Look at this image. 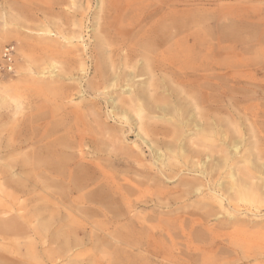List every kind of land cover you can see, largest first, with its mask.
I'll use <instances>...</instances> for the list:
<instances>
[{
  "label": "rangeland",
  "instance_id": "rangeland-1",
  "mask_svg": "<svg viewBox=\"0 0 264 264\" xmlns=\"http://www.w3.org/2000/svg\"><path fill=\"white\" fill-rule=\"evenodd\" d=\"M157 23L173 24L169 29L172 35L168 47L170 65L165 71L153 72L158 94L149 93L154 102L145 96L141 104L146 111H155L149 118L158 131L176 135L185 145L183 153L157 146L159 159L149 149L157 147L151 143L147 147L137 137V119L132 114L130 117L134 121L119 112L114 113L107 105L110 106L112 99L115 101L112 104L120 107L130 99L125 85L132 84L127 79L134 71L126 69L125 81L103 91L111 96L110 99L107 97V103L102 91L100 93L90 85L93 79L90 59L96 37L106 38L108 48L116 51L114 64L129 62L131 65L136 60L139 67L142 60L138 56L130 58V47L146 40L149 37L146 32ZM43 25L49 26L51 34L38 30ZM7 47L11 51V70L5 68L2 56ZM162 50L157 53L160 63ZM193 67L198 70L189 73L192 75L188 78L190 85L179 84L175 82L178 79L171 77L181 73L182 69ZM138 74L133 80L134 87L143 82L148 86L149 77ZM162 77L169 80L172 96H165ZM47 85L56 89L60 96L41 87ZM191 85L195 89L187 96L203 98L201 113L207 118L208 115L215 118L219 125L196 131L194 125L183 129L172 123L171 118L190 119L195 114L190 98L185 99L181 94L184 87L191 88ZM162 92L171 106L169 113L159 110L165 107L160 96ZM0 97L4 99L0 103V182L19 180L23 192L31 194L32 188L28 184L43 181L33 176L36 162L31 156L54 141L46 138L37 142L40 134L49 127L53 112L56 120L62 117L65 126L72 122L75 127L73 140L70 138L74 150L63 152L70 161L74 158L68 168L74 169L75 173L81 168L79 164H86L84 174L93 177L80 193H68L63 201L70 204L66 205L67 209L58 210L66 217L64 221L72 218L69 226L77 231L76 240L79 239L80 245L68 253L70 261L63 258L57 264H127L116 258L114 248L106 244L112 242L103 240L102 243L101 232H125L122 226L129 222L141 228L142 221L149 229L133 249L134 253L144 256L137 264H264V208L254 212L255 215L253 211L247 212L243 208L247 204L233 193L240 197L237 189L243 186L240 176L245 158L252 164L250 182L257 188L264 184V174L258 173L264 167V158L257 157L264 153V0H0ZM122 106L123 110L127 107ZM83 128L93 133L85 132L80 141L77 134ZM61 132L55 137L66 135ZM216 132L221 138L215 135ZM158 138L165 143L170 141V138ZM229 138L233 146H237L235 153L231 151L234 179L226 178L228 163L223 165L219 152L223 145L229 146ZM101 141L109 146H99ZM112 146H123L135 152L119 156L120 153L112 151ZM192 146L205 152L193 157L188 151V147L194 149ZM211 153L212 157L209 156ZM190 163L195 166L192 170ZM199 165L203 169H196ZM216 165L215 179L209 180L204 173L200 174V170L210 172V166ZM96 167H103L115 177L102 178ZM176 167L181 168L176 171ZM68 181L60 182L63 190H68ZM217 186L226 192L217 191L220 189ZM12 192L9 188L0 192V211L10 208L3 196ZM80 195L94 199L107 197V203H104L109 209L94 201L81 204ZM226 195L237 198L238 213L226 205ZM20 196L22 200L25 197ZM255 198L264 201V188L255 193ZM217 201L221 203L215 204ZM206 205L210 208L207 211ZM102 212L109 214L108 218L114 213L119 214L118 223L105 222L104 218L99 228H93L94 222L100 223L103 219ZM46 239L36 236L23 243L17 235L0 234V255L4 256L0 264H17L16 260L21 264H48L45 263L46 253L54 245L49 246L44 242Z\"/></svg>",
  "mask_w": 264,
  "mask_h": 264
},
{
  "label": "bare ground",
  "instance_id": "bare-ground-1",
  "mask_svg": "<svg viewBox=\"0 0 264 264\" xmlns=\"http://www.w3.org/2000/svg\"><path fill=\"white\" fill-rule=\"evenodd\" d=\"M102 26H105V25H102ZM171 26L173 27L172 23H157V24H155L149 30V32H146V33H149V37H146V40H143V41L139 42L137 45H133V47H130L131 48L129 50L130 58H134V56H138L142 60V65L140 63L139 67L135 63L136 60L131 65H129V62H126L124 64H119L120 62H118V65L114 64L113 56H115L114 53L116 51L114 49L111 50L108 48V46H110V45L106 41V38H103V37L97 38L95 36L96 37L95 38L96 44H95L94 49L91 48V49H93V52L91 54V59H90V60H92L91 61L92 62L91 70L93 73L92 74L93 79H92V82L90 83V85H91L92 89H95L98 92L102 91L103 100L104 101L106 100V103H107V99L108 98L110 99L111 96L109 97L107 94H104L105 92L103 93V91H106L107 89H109L111 87L119 86L120 85L119 83H121L122 80L125 79L124 74L126 75V73H125V72H127L126 69H131L132 71H134V74L129 73L128 79H127V82L128 83L130 82L132 84L129 83L130 85H125L126 88H128V92H130V93H128V95L130 94V99L128 101H126V103L122 104V105H125V107L127 105L126 109L123 110L122 105H121L122 107L121 106L116 107L115 103L112 104V102H115L112 99H111V101H112L111 103H110V101H108L110 103V106H109V104H107L108 107H110L112 112L114 111V113L116 111V112H119L121 115L129 116V117L131 116L130 114H132L137 119V123L139 125V127L137 126L138 127V129H137L138 132H136V133H138L137 137L139 138L140 141H143V143H145V145L147 147H149L148 144L151 143L155 147H157V146L160 147V145H161V147L164 146L167 149L173 148V150H171V151H175L176 153L177 152L183 153V151L185 150V145L183 143H181V140H179V138H177L176 135L170 136L171 134L167 131H164V130L162 131L160 129L158 131V129H156L158 127H155L154 124L150 123L151 118H149V117H151V115L155 111H146L141 104V100L145 96H148V98L150 97L149 99L151 100V102H154L153 96H151L149 94V93H151L153 95V94L157 93L155 83H154V77H155L154 73L157 70L165 71V70H167L168 66L170 65V63H169L170 51H169L168 47L170 46L169 43L172 39V35L169 32V29ZM78 27H79V25H78ZM102 29H103V27H102ZM38 30L42 33L51 34V31L49 30L48 25H43ZM98 30L99 29H97V31ZM97 33L98 32H96V34ZM137 40H135V41L137 42ZM40 41L45 43L44 40H40ZM161 48L164 50H162L163 52H162V55L160 56L162 59V61L160 63L158 61L159 55L157 53H158V50H161ZM91 49H90V51H91ZM88 52H89V50H88ZM123 55H125V54H123ZM89 57H90V55H89ZM115 60H116V58H115ZM127 60L129 61V59H127ZM124 61H125V59H124ZM188 70H192V71L189 72ZM197 70H198V67H193L191 69H188V68L182 69L181 73H178V74L173 75L171 77L172 78L175 77L176 79H178L175 82H179V84L190 85L191 82L188 78L190 76H192L191 74H193ZM135 71H136V74H138V72H139L138 75H142V76L146 75L149 77V84L147 83L148 86H146V83L143 82V83H138V84L135 83L136 86L134 87L133 80H134L135 75H136ZM189 73H191V74H189ZM163 80L164 81H162L163 82L162 87L165 89V91H164L165 96H169V95L172 96L173 91L169 87L170 86L169 80L167 79V77H164ZM49 86L47 85V86H44V87L41 86V87L54 96H60V93L56 89L54 90L52 88V86H50V87ZM194 89H195V87L193 85H191V88L190 87H187V88L184 87L181 94L185 95V99L190 98L189 101H190V104L192 106V110L196 111L195 114L190 119H186V118L180 119V117H178L175 120V119L171 118L172 123H176L178 125V127H183V129L188 128L191 125H194L193 128L196 129V131H200L203 129L208 130V129H211L213 126L219 125L218 121L215 118L211 119L209 117V115L207 118V117H205V114L201 113L200 105L204 102L203 98L199 99L198 96H187V95H190ZM120 90H117V91L120 92ZM126 92H127V90H126ZM164 93L162 92V94H160V96L163 97V99L165 97L163 95ZM95 94L97 95L96 92H95ZM108 94H110V93H108ZM2 99L3 98L0 97V103L3 102L4 99L3 100ZM118 102H119V100H118ZM122 102H124V101H122ZM163 103H164L163 105H165V107L164 106L160 107L159 110H161V111L163 110V111H166L167 113H169L171 106L168 103L167 99L166 100L164 99ZM117 105H118V103H117ZM58 109H60V108H58ZM109 115H110V113H109ZM116 115H114V117H116ZM78 117L80 120L81 119L80 115ZM130 118L133 119V117H130ZM56 119L57 118L55 117V113L54 112L51 113V123L49 124V127L40 134V136L38 137L39 140L37 142H40L46 138H48V139L53 138L54 141L51 140L52 142L51 143L48 142L49 144L48 143L46 144L44 142L47 145V148L41 149V150L35 152V154L31 156L32 160H34L36 162V165H35L36 168H33V169H35V173L33 174V176L35 177V179H42L43 181L41 182V180H38V182H33V184L30 183V185L28 184V186H30V188H32V192L29 191L30 188L28 189V191L31 192V194H28V193L26 194L25 192H23V190H22L23 186L20 182H18L19 180L15 181L14 179L13 180L7 179L4 182H0V192H4L7 188H9L10 190L13 191L11 194L6 193V194H4L5 196H3V199H4L3 201L6 204L10 205V208H8V210H6V211H4V210L0 211V234L17 235L19 238L22 239L23 243L26 240L32 241L34 239V237H36V236L40 237L41 239L47 238L46 241H44V242H46L49 246L54 245V247L51 249V251L46 253V258H47L46 260L47 261L45 263H48V264H57V262L63 258L66 259L67 261H70V259L68 257V253L72 250L73 247L76 248V246L80 245V243L78 242L79 239H78V241L76 240L77 239L76 235H78L77 231L74 230V228L69 226L73 222L72 218L69 217V219L67 221H66V219L64 221L65 216L63 217V214L58 210L63 209V208L67 209L66 205H68L69 202L67 204H65L63 200L66 197V195H68V193L71 195L76 194V193L77 194L80 193L81 191H83V187H85L87 185L88 180L93 179V177H90V176L84 174L83 168H87V167H84L86 164L83 166V164L78 163L81 168H78L77 172H75V173L73 172L74 169L71 170L70 167L68 168V166H70L69 164L74 159L73 158L74 156L71 157L73 159H71V161H70L67 154L65 155L63 152L65 149L66 150L69 149V151H71L70 149L74 150L73 149L74 143H73V141H70L71 140L70 138L72 137V140H73V132H74L73 128H75V127H74V124L72 122L68 123V127L65 126V124L63 122L64 119L62 117L58 120H56ZM40 120H43V119L40 118ZM134 120L135 119H133V121ZM135 125H137V124H135ZM164 129H167V128H164ZM61 131H64L66 135L64 136V134H63L64 137H59V136L55 137ZM85 132L86 133L89 132L90 134L93 133L92 130L88 131L87 128H83V130H78L77 136L79 137L80 141H82V139H84V135L86 134ZM96 135H97V132H96ZM215 135L219 136L218 132H216ZM67 136H70V137H67ZM159 136L164 137V138H170V141H166V143H165V141L163 139L158 138ZM219 138H221V136H219ZM97 139H99V138L97 137ZM147 140H149L151 142H149ZM213 140H215V139H213ZM92 141H94V140H92ZM76 142H78V141H76ZM95 142H96V140H95ZM201 142H203V141H201ZM207 142H208V140H207ZM102 144L105 145V147L109 146V145L107 146L106 143H104V142H102V143L99 142V146ZM195 144L199 145L196 142H195ZM228 144H229L228 147L227 146L224 147V145H223L224 149L222 148L219 152L222 155L221 157L224 160L223 165H226V163H228L226 165L228 167V173L226 175V178L227 179H234L233 173L231 172L233 170V168H232L233 163L231 160V157H232L231 151L235 153L237 150V146H233V142H231V138H229ZM158 147L156 149H151L149 147L150 152L154 153V155L156 156L157 159H159L161 157L158 154V150H157V149H159ZM102 148H103V146H102ZM102 148L99 147V149H102ZM105 150H107V148H105ZM99 151H101V150H99ZM112 151L113 152L117 151L118 153H120L118 155L119 156L123 155V157H125L128 152H130L131 154H133V152H135L133 149H128V148L123 147V146L117 147V148H116V146H112ZM188 151L191 152V156H193V157L201 156L203 154V152H205L203 149L202 150H198V149L196 150L195 148L191 149L189 147H188ZM95 152H93V153H95ZM75 153H76V151H75ZM70 154H69V156H70ZM109 154H110V152H109ZM151 156H152V154H151ZM209 156L212 157L213 153H211V155H209ZM257 157H259V159L264 158V153L263 154H257ZM229 160H231V161H229ZM78 161L81 162V160H78ZM177 162H179V164H180V161H177ZM181 162H183V160ZM195 162H196V160H195ZM167 164H169V163H167ZM79 165H78V167H79ZM87 165H89V164H87ZM109 165L113 166L112 162H110ZM190 165H191V163H190ZM202 165L197 166L196 169H199V167H200V169H203ZM159 166H160V164H159ZM251 166H252V164L250 163V160L245 158L244 165H243L242 170H241V176H240V180L242 181L243 186L241 185L242 187H239L240 189H237V193L240 195V197H238L235 192H233V193L240 201H243L245 204H247V205H243L244 210H246L247 212H250V213L253 211V214H254V212L258 213L260 208H264V201L261 199L255 198V193L260 188H264V184L261 187H258L259 188L258 189L254 183L250 182V177L251 176L253 177ZM16 167H17V169H19L18 166H16ZM16 167H14V168H16ZM183 167H185V165ZM76 168L77 167H75V169ZM180 168L181 167H178V168L176 167V171L177 170L179 171ZM190 168L192 170V168H195V166L191 165ZM217 168H218L217 165L213 166V167L210 166V172H207V171L201 172V170H200V174L204 173V175H206L207 179H209V180L215 179L216 174H218V172H216V174H215V171L217 170ZM96 169H98V174L101 175L102 178L109 179L110 177L111 178L115 177V174L108 173L107 171H105V169L103 167H100V168L96 167ZM169 169H171V168H169ZM19 171L21 172V170H19ZM165 171H167V170H165ZM229 171L231 173H229ZM94 172H95V170H94ZM261 172L264 174V167H261L259 169L258 173H261ZM24 174H26V172H24ZM169 174L170 173H168L166 175H169ZM263 174H261V175H263ZM63 179H69L68 186H67L68 190L66 188H65V190L62 189L63 187L61 186L60 182ZM208 183H209V181H208ZM214 183L215 182H213L212 185ZM202 187H203V185H202ZM217 187H219V186H217ZM246 187H248L249 189H247ZM36 191H38V193ZM196 191L199 193V189H197ZM217 191H222L223 193L226 192L222 188L217 189ZM40 192L43 194H41ZM21 194L23 196H25V197H23V200H22V197L20 196ZM199 194H201V193H199ZM104 196H105V194H104ZM235 196L229 197V195L228 196L226 195L227 204L226 203L225 204L228 205L229 207H232V209H233L232 212H235V214H236V213H238V210H236V209H238L240 207V205L235 202V199H237V198H235ZM106 198L100 196L99 198L94 199V198L88 197V195H80L79 201L81 202V204H85V203L91 204L94 201L96 203H99V205L101 204V206H104L103 208H105V206H107V204H106L107 200H105ZM104 202H106V203H104ZM200 202L204 203V201H200ZM103 203L106 205H103ZM220 203L221 202L217 201L215 204H220ZM71 205H70V208H71ZM108 205H110V204H108ZM28 206H29L28 210H25L26 207H28ZM113 207L115 208V206H113ZM212 207H214L213 204H212ZM105 209H107V208H105ZM108 209H109V207H108ZM207 209H208V206L206 207V211H207ZM95 214H96V212H95ZM100 214H101L103 219L100 221V223L94 222L93 228H99L100 224L104 223V218H105V222L118 223L117 219H119L118 218L119 214L114 213L109 218L107 217L109 214L106 215L103 212ZM68 216H70V215L68 214ZM115 217H117V218H115ZM228 218H229L228 221H230L231 217L229 215H228ZM141 224L143 226H141V228H140L138 226H135V223L129 222L126 225L122 226L125 232H118V231L108 232V230H103L101 232L102 233V237H101L102 243H103V240H105V242H107V241L112 242V244L109 242L106 244L107 245L109 244L114 248L113 251L115 252L116 258H119V259L126 261L127 264H137L138 262L141 263L143 261L144 256H141V255L133 252L134 247L137 245L138 242H140L141 237L146 233L145 230L149 229V226L146 225L143 221ZM65 226H66V228H65ZM228 226H231V225L228 224ZM63 228L65 230H63ZM142 240H144V239H142ZM172 244H173V242H172ZM96 245H94V246L96 247ZM258 245H259V243H258ZM75 248H73V250ZM138 248H139V246H138ZM263 250H264V248H263ZM143 251L141 249V252H143ZM261 252L262 251H260V253ZM138 253H140V252H138ZM247 254H250V253L248 252ZM256 254H257V252H256ZM262 254H264V253H262ZM35 255L37 256V254H35ZM3 258H4V256L0 255V260H3ZM13 262L15 263V260H13ZM16 262H17V264H21L20 261L16 260ZM70 264H71V262H70Z\"/></svg>",
  "mask_w": 264,
  "mask_h": 264
},
{
  "label": "built area",
  "instance_id": "built-area-1",
  "mask_svg": "<svg viewBox=\"0 0 264 264\" xmlns=\"http://www.w3.org/2000/svg\"><path fill=\"white\" fill-rule=\"evenodd\" d=\"M3 59L5 61V68L7 70H11V62H12V58H11V51H10V48H5L4 51H3Z\"/></svg>",
  "mask_w": 264,
  "mask_h": 264
}]
</instances>
